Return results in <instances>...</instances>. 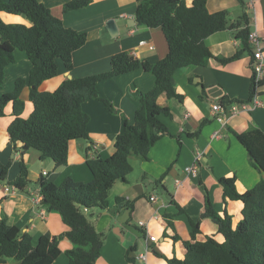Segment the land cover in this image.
<instances>
[{"label": "crops", "instance_id": "obj_1", "mask_svg": "<svg viewBox=\"0 0 264 264\" xmlns=\"http://www.w3.org/2000/svg\"><path fill=\"white\" fill-rule=\"evenodd\" d=\"M39 1L67 28L88 36L87 44L73 55V69L65 71L62 66L58 76L40 85V91L54 92L66 80L108 72L113 57L122 52L150 63L162 60L169 52L160 28L151 29L137 23L135 13L140 0H92L89 6L70 12H64L63 8L71 0ZM185 2L190 7L194 0ZM207 10L210 14L228 12L229 24L237 22L246 12L250 19V32L258 34L264 52V0H208ZM0 19L7 24L31 26L21 15L0 11ZM111 21L116 26L113 35L108 29ZM236 32L226 29L209 36L205 42L218 58L227 59L242 52L238 60L223 64L212 59L205 67L182 68L175 72L174 88L182 100L166 96L160 99V105L172 113V117L160 116L170 134L156 143L148 161L130 157V162L136 164L134 172L137 170L139 174L137 178L128 177L126 182L115 183L109 192L107 210H99L98 213L84 210L96 230L105 235L101 256L95 264H169L166 259H184V242L192 240L191 221L201 219L206 194L210 195L221 215L228 213L232 216L234 228L243 219V202L228 200L226 203L219 179L236 177V188L242 194L264 179V174L252 167L248 153L233 133L245 132L251 126L264 131V85L258 96L261 105L248 103L254 76L255 48L249 44V49L245 50ZM142 41L147 44L141 45ZM151 45L154 49L150 48ZM15 54L16 62L6 68V82L0 89V95L14 91L16 81L25 79L27 83L21 98L26 103L23 117L28 118L33 112L28 83L33 64L24 52L16 51ZM154 85V75L142 68L99 82L101 96L112 102L117 113H111L99 101L83 104L84 111L90 116V139L70 143L68 164L64 167H56L51 159L42 160L37 150L31 149L23 156L13 150L8 134V127L14 120L13 105H8L6 116L0 118V175L11 163L6 180H0V223L6 220L10 226L29 233L35 245L43 236L53 239L64 235L67 227L60 215L49 211L42 203L34 202L36 192L41 190L35 182L42 176L57 186L62 185L67 177L77 182L92 181L93 173L86 161L97 156L108 159L114 154L115 139L124 132L125 120L131 124L135 122V113L140 105L137 93H148ZM203 90L206 95L202 98ZM224 98L235 101L228 107L230 110L231 106L241 109L237 115L229 112L225 125L216 120L211 107ZM205 121L209 123L200 128ZM22 160L29 168L32 183L20 190L10 183L19 176ZM194 164L197 165L196 174L186 171ZM7 184L14 188V193H6L4 187ZM153 185L154 190L150 191ZM159 188L162 196L158 193ZM152 196L154 201L150 200ZM166 215H173V228L168 226ZM140 222L146 223L147 227H142ZM200 230L196 241L213 238L219 243L224 242L218 226L211 219L201 220ZM150 236L156 237L157 241H151ZM60 240L61 255L53 264H69L66 252L72 248V243L64 236ZM132 247L135 251L130 254L128 251ZM143 254L147 256L146 261L139 259ZM127 255L136 263L129 262ZM0 264H16V261L7 259Z\"/></svg>", "mask_w": 264, "mask_h": 264}, {"label": "trees", "instance_id": "obj_2", "mask_svg": "<svg viewBox=\"0 0 264 264\" xmlns=\"http://www.w3.org/2000/svg\"><path fill=\"white\" fill-rule=\"evenodd\" d=\"M92 0H71L64 5V12L89 6ZM208 0H194L188 7L185 0H140L135 18L140 26L160 28L168 44L165 58L150 63L136 58L127 52L115 55L111 70L93 76L73 78L64 81L54 92L40 91V85L58 76L61 67L65 71L73 69V55L88 41L86 33L67 28L63 21L52 14L39 0H0V11L24 16L31 26L7 24L0 19V89L6 82V68L16 62V51L24 52L32 62L29 76V100L33 112L23 117L26 103L21 98L27 83L25 79L16 81L15 90L0 95V118L6 116V108L13 105V122L8 127L9 143L21 156L34 149L41 153V159H51L56 167L68 164L70 143L79 139H90L88 124L90 116L83 109L88 101H99L111 113H117L112 102L101 96L98 83L144 69L155 77V85L148 93L138 92L140 102L135 113V122L125 120V130L115 139V152L108 159L97 156L86 161L93 173V180L84 183L67 177L57 186L42 176L35 182L41 189L42 205L49 211H56L67 227L64 235L53 239L43 236L37 245L29 233H23L17 226H10L6 220L0 223V263L14 259L16 264H53L61 255L62 237L72 243L66 254L69 264H95L101 256L105 235L99 233L84 210L108 209L109 192L117 181L126 182L134 171L130 157L149 160L152 148L164 136L170 134L160 116L172 117L169 108L160 105L162 96L182 100L174 88V74L178 69L205 67L210 60L226 64L238 60L242 52L231 58L215 57L206 45V39L226 29L237 30L236 37L249 49L250 19L246 12L241 18L229 24L226 11L210 14ZM264 80L253 81L248 103L259 96ZM204 94V90H203ZM206 94L202 95V98ZM228 108L235 101L221 100ZM243 103V102H239ZM205 121L200 128L207 125ZM237 141L244 147L253 168L264 174V131L251 126L247 131L233 132ZM180 149L181 141L178 139ZM10 164L4 167L0 180L7 178ZM21 171L10 185L23 190L31 183L30 171L24 160ZM224 189V201H242L243 219L236 228L232 216L221 215L214 207L209 194H206L205 211L197 222L191 221L192 240L185 241V258L166 259L169 264H264V179L245 193L236 188V177L219 179ZM180 211L183 209L179 207ZM168 226L173 228V215L165 216ZM209 218L224 237L219 243L213 238L196 241L201 232V220ZM177 239V237H175ZM135 251L130 248L128 253ZM127 260H136L127 255Z\"/></svg>", "mask_w": 264, "mask_h": 264}, {"label": "built area", "instance_id": "obj_3", "mask_svg": "<svg viewBox=\"0 0 264 264\" xmlns=\"http://www.w3.org/2000/svg\"><path fill=\"white\" fill-rule=\"evenodd\" d=\"M248 40H249V43L255 48V51L253 53L252 69H253V73H254V80L258 84L262 80H264V52H263V48L260 44L258 34L256 32H250ZM140 44L145 45V44H147V42L142 41V42H140ZM150 48L154 49V46L151 45ZM252 104H254V106H260L261 105V102L259 101L258 95L255 96ZM211 107H212L213 114L216 115V120L223 125H225V123H226V119H227L229 112H231V114L237 115V114H239V112L241 110L237 106H235V107L231 106V110H230V108L224 107L221 103H215ZM186 171L193 173V174H196L197 165L194 164L192 167H187ZM44 174L46 175V172H44ZM4 188H5V191L7 194L14 193V188L12 186H9L7 184V185H5ZM42 199H43V195H42L41 190H39L35 194L34 202L36 204H40L42 202ZM150 200L154 201L155 197L152 196ZM140 225L144 228L147 227V224L144 222H140ZM149 238L153 242L157 241V238L154 236H150ZM139 259L142 261H146L147 256L145 254L140 255Z\"/></svg>", "mask_w": 264, "mask_h": 264}, {"label": "rangeland", "instance_id": "obj_4", "mask_svg": "<svg viewBox=\"0 0 264 264\" xmlns=\"http://www.w3.org/2000/svg\"><path fill=\"white\" fill-rule=\"evenodd\" d=\"M132 157H135V156H131V158H132ZM135 158H136V157H135ZM131 164H132V162H131ZM132 165H133V164H132ZM134 165H136V164L134 163ZM134 165H133V167H134ZM45 170L49 171L48 168H46V167H45ZM41 171H42V169L39 170L40 173H41ZM138 174H139L138 171L135 170V172L133 171L132 174L129 175V177L132 178V179H133V178H137ZM140 174H141V173H140ZM152 190H154V185L151 187L150 191H152ZM158 193L161 194V196L163 195V193H162V191H161V188H159V192H158ZM92 211H94L95 213H98L99 209L95 208V209H93ZM89 219H91V217H89Z\"/></svg>", "mask_w": 264, "mask_h": 264}, {"label": "water", "instance_id": "obj_5", "mask_svg": "<svg viewBox=\"0 0 264 264\" xmlns=\"http://www.w3.org/2000/svg\"><path fill=\"white\" fill-rule=\"evenodd\" d=\"M111 25V28H110ZM110 25H108V29L110 30L111 34L113 35V30L116 29V26L113 21H111Z\"/></svg>", "mask_w": 264, "mask_h": 264}]
</instances>
